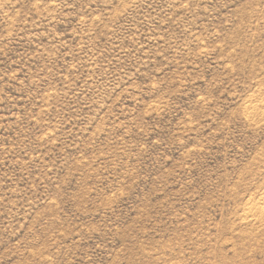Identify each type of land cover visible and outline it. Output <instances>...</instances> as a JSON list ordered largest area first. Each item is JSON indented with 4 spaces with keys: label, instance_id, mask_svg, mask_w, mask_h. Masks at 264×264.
<instances>
[{
    "label": "rangeland",
    "instance_id": "obj_1",
    "mask_svg": "<svg viewBox=\"0 0 264 264\" xmlns=\"http://www.w3.org/2000/svg\"><path fill=\"white\" fill-rule=\"evenodd\" d=\"M0 264H264V0H0Z\"/></svg>",
    "mask_w": 264,
    "mask_h": 264
},
{
    "label": "bare ground",
    "instance_id": "obj_2",
    "mask_svg": "<svg viewBox=\"0 0 264 264\" xmlns=\"http://www.w3.org/2000/svg\"><path fill=\"white\" fill-rule=\"evenodd\" d=\"M251 110V109H250ZM252 110H253V108H252ZM249 112V111H248ZM257 111L255 110V112H253V111H251V112H249V115L251 116L252 114H255Z\"/></svg>",
    "mask_w": 264,
    "mask_h": 264
}]
</instances>
